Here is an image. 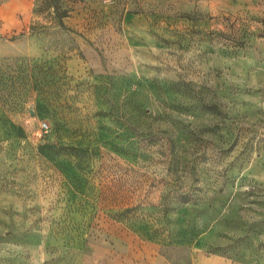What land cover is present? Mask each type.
Listing matches in <instances>:
<instances>
[{
    "label": "rangeland",
    "instance_id": "obj_1",
    "mask_svg": "<svg viewBox=\"0 0 264 264\" xmlns=\"http://www.w3.org/2000/svg\"><path fill=\"white\" fill-rule=\"evenodd\" d=\"M61 5L0 10V264H264V0Z\"/></svg>",
    "mask_w": 264,
    "mask_h": 264
},
{
    "label": "crops",
    "instance_id": "obj_2",
    "mask_svg": "<svg viewBox=\"0 0 264 264\" xmlns=\"http://www.w3.org/2000/svg\"><path fill=\"white\" fill-rule=\"evenodd\" d=\"M17 4V0H0V10H2V14L6 15V20L2 21V24L5 26L6 29H13L17 28L18 26L15 25L12 17L10 16V10L14 8ZM8 12V15L6 14ZM23 27V25H21ZM17 46L14 44H4L0 41V53H7V54H15L17 53ZM165 259V261H164ZM159 259L158 261H164L163 264H198L192 250L186 246L177 247L174 251L167 255V258ZM157 260L155 262H158ZM158 264V263H156ZM199 264H235L228 259L219 256V255H202L199 259Z\"/></svg>",
    "mask_w": 264,
    "mask_h": 264
},
{
    "label": "trees",
    "instance_id": "obj_3",
    "mask_svg": "<svg viewBox=\"0 0 264 264\" xmlns=\"http://www.w3.org/2000/svg\"><path fill=\"white\" fill-rule=\"evenodd\" d=\"M51 3L53 4L54 11L60 19V22L63 24V19L68 15V11L62 9V0H51Z\"/></svg>",
    "mask_w": 264,
    "mask_h": 264
},
{
    "label": "built area",
    "instance_id": "obj_4",
    "mask_svg": "<svg viewBox=\"0 0 264 264\" xmlns=\"http://www.w3.org/2000/svg\"><path fill=\"white\" fill-rule=\"evenodd\" d=\"M41 127H42V128H47V127H48V124H47L46 122H42V123H41Z\"/></svg>",
    "mask_w": 264,
    "mask_h": 264
}]
</instances>
